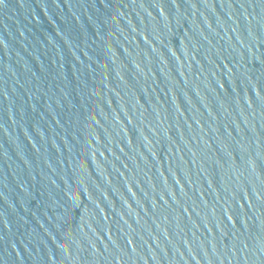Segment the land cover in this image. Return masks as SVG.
<instances>
[{"label": "water", "instance_id": "water-1", "mask_svg": "<svg viewBox=\"0 0 264 264\" xmlns=\"http://www.w3.org/2000/svg\"><path fill=\"white\" fill-rule=\"evenodd\" d=\"M0 264H264V0H3Z\"/></svg>", "mask_w": 264, "mask_h": 264}, {"label": "snow or ice", "instance_id": "snow-or-ice-1", "mask_svg": "<svg viewBox=\"0 0 264 264\" xmlns=\"http://www.w3.org/2000/svg\"><path fill=\"white\" fill-rule=\"evenodd\" d=\"M0 3H3V0H0Z\"/></svg>", "mask_w": 264, "mask_h": 264}]
</instances>
